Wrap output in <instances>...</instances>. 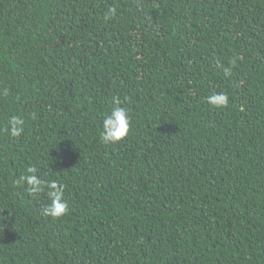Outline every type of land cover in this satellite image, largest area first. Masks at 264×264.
<instances>
[{
  "label": "trees",
  "instance_id": "16d2710c",
  "mask_svg": "<svg viewBox=\"0 0 264 264\" xmlns=\"http://www.w3.org/2000/svg\"><path fill=\"white\" fill-rule=\"evenodd\" d=\"M0 264H264V0H0Z\"/></svg>",
  "mask_w": 264,
  "mask_h": 264
},
{
  "label": "clouds",
  "instance_id": "9594fccd",
  "mask_svg": "<svg viewBox=\"0 0 264 264\" xmlns=\"http://www.w3.org/2000/svg\"><path fill=\"white\" fill-rule=\"evenodd\" d=\"M117 15L115 7H108L104 13V20H111ZM223 68L226 77L232 75L231 68ZM206 103L211 108H226L229 104L228 95L225 92H213L206 97ZM24 121L20 117L13 116L6 127V131L13 138H19L23 132ZM131 117L128 109L120 105L119 100H114L111 110L102 119L100 139L104 144H118L123 142L129 135ZM34 166L26 168L25 173L19 178V183L27 185L31 196L45 193L50 200L44 208V215L52 219H59L69 212V204L64 196V185L57 180H42L36 173Z\"/></svg>",
  "mask_w": 264,
  "mask_h": 264
}]
</instances>
